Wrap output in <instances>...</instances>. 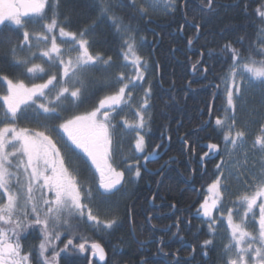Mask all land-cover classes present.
<instances>
[{"label":"snow or ice","instance_id":"6c2138e0","mask_svg":"<svg viewBox=\"0 0 264 264\" xmlns=\"http://www.w3.org/2000/svg\"><path fill=\"white\" fill-rule=\"evenodd\" d=\"M191 2L193 0H100L99 19L107 18L114 34L121 40V71L112 76L109 69L114 67L113 58H105L99 53L94 55L91 51L96 42L95 23L79 31L67 30L70 21L67 17L60 19L61 0H0V42L5 39V29L9 33L7 38L23 30L22 39L11 49L10 63L15 67H25L26 73L32 76L44 73L48 77L42 83L28 86L23 79L9 78L0 72V82L7 85L6 93L0 95V264H58L61 252L68 251L69 246L78 248L80 252L85 251L84 243L73 244L81 222L105 231L121 225L122 219L115 214L102 220L98 210L93 211L91 202L99 197L103 203V198L120 191L126 184H134L143 173L153 172L147 164L158 160L160 149L165 146L161 142L150 151L146 146V135L151 131L153 85L147 81L149 62L139 54L146 38L136 39L139 26L133 21L150 20L152 13L174 15L178 10L187 17L183 10ZM194 2L201 22L194 23L193 27L199 35L203 21L215 15L219 5L217 0ZM126 11L127 21L124 16ZM257 15L264 19V6L257 9ZM29 23L33 25L31 30ZM183 28L181 25L179 30L183 32ZM244 40V36L237 37L235 41L226 40L219 53L213 49L207 53L201 52L202 59L193 65V71L197 72V65L206 63L203 60L205 55L208 61L223 56L225 63L230 56L231 63L221 77L226 90L224 114L216 118L215 125L218 131L223 132L224 149L230 160L238 151L243 152V161L238 169L241 172L247 168L248 151L244 149V144L249 132L245 124L237 126L236 105L237 101H243L246 87L264 90V59L255 58L257 55L264 57V28L258 31L256 40L250 42L247 48L244 47ZM192 43L193 40L189 38L188 45ZM236 44L240 47H236ZM34 46L36 51L33 50ZM17 48L20 51L27 48L29 55L18 56ZM37 51L40 57L47 58L45 63L49 71L37 63L28 66L32 59L37 58ZM95 72L104 73V79L94 80L92 74ZM210 72L211 66H205L204 79ZM97 85L112 91L100 99L98 106L92 110L61 119V113L68 106L78 107L93 94L92 90ZM219 87L216 85L217 89ZM137 89H142V95L140 102L134 105ZM208 108L211 114L213 105L209 104ZM124 109L134 111V119L122 118L121 131L125 135H135L133 147L129 149L131 156L122 158L121 163H125L126 167L121 170L114 162L118 147L115 130L119 125L114 123L113 113L118 115ZM255 115L253 113V119L248 124L256 122ZM22 119L35 122L37 128L18 127ZM54 120L60 122L53 126L50 121ZM161 136H164V132ZM57 139L64 144V152L58 146ZM168 139L170 141L171 137ZM181 140L194 155L195 148L187 136L181 137ZM122 141L123 137L121 146ZM73 148L80 150L98 173V186L95 189L80 181L77 169L70 170L67 166L65 153L75 157ZM207 148L209 151L200 157L201 163L205 158L219 153L216 143H209ZM251 150L253 154H259V167L255 172L247 170L249 175L243 176L246 190L235 197L232 206L226 208V215L223 210L228 191L226 181L234 174L229 170L228 177L224 176L223 161L216 165L220 175L208 185L207 194L196 212L197 217L206 218L208 234L212 237L202 242L205 257L209 254L210 246H215L219 228L213 211L220 212L221 217L226 219L227 236L222 238L220 264H264V114L251 142ZM76 159L78 162L79 158ZM170 162L174 163V158L164 161L155 171L163 175L164 168ZM253 167H256L255 162ZM126 173L131 175L126 178ZM155 199L156 193H153L151 202ZM171 207L176 208L175 203ZM129 216L134 219V210L129 209ZM152 218L149 213L147 223L151 224ZM155 230L156 226L152 225L148 236L138 241L141 248L150 243ZM33 231L39 233L38 249L33 246V250L25 253L22 240ZM65 234L69 238L64 247L57 251L56 241ZM224 239L227 242H223ZM164 243V237H160L157 252L167 257L169 253L164 251ZM91 249L101 261L105 259L104 249L99 243L93 242ZM49 251L50 256L46 255ZM195 251L193 247V253ZM172 256L171 264H181V258L175 253ZM141 264L151 262L144 257Z\"/></svg>","mask_w":264,"mask_h":264},{"label":"trees","instance_id":"16d2710c","mask_svg":"<svg viewBox=\"0 0 264 264\" xmlns=\"http://www.w3.org/2000/svg\"><path fill=\"white\" fill-rule=\"evenodd\" d=\"M99 4L100 0H61L60 19L68 18L70 24L67 26V30L70 31H79L95 23L96 42L93 44L91 51L94 55L99 53L105 58L109 56L113 58L114 67L109 69L113 76L117 70L121 71L119 67L123 62L120 48L121 40L114 34V29L110 26V21L107 18L99 19ZM217 4L219 5L217 13L208 16L203 21V28L199 35L193 27L194 23L201 22L199 13L196 11L197 4L194 0L183 10L187 13V17L183 15L182 11L178 10L174 15L154 14L151 15L150 20L133 21L134 24L138 23L139 26L136 39L139 41L140 37L146 38L144 46L139 49V54L149 62L148 80L153 85L152 107L150 109L152 122L151 131L146 135L147 149L150 151L156 144L163 142L164 145L168 146L170 156L179 153V161L185 163V145L181 141V137L187 136L190 144L195 148L196 168H198L200 156L205 151L206 143H216V141L223 139V132L217 130L214 122L218 116L224 114L223 107L226 101L223 98V90L221 89L223 82L221 77L226 74L231 59L230 56L227 57V63H225V58L220 56L214 58L213 61H208L207 55H205L203 60L206 63L197 65L199 72L193 71V65L202 59L201 52L207 53L209 49H213L216 53H219L226 40L235 41L237 37L244 36V47L247 48L250 42L256 40L258 31L264 28L263 19L257 15V9L264 6V0H217ZM124 16L127 21V11ZM181 25L184 26L183 32L179 30ZM225 29L228 30L225 31ZM8 36V30L5 29V39L0 42V72L9 76V78H19L23 79L25 83H33L34 78L26 73L25 68L15 67L10 63L12 58L11 49L18 45L19 39H22V29L18 33H12L10 38H7ZM189 38L193 40L191 50L188 49ZM235 46L240 47L239 44ZM255 47H258V45H255ZM173 49L176 50L173 51ZM19 51L17 48V53ZM255 58L257 60L264 59L260 55ZM157 65H159V68H157ZM205 66H211V72L208 73L207 79H204L203 76ZM193 73L196 75H192ZM102 76L105 77V74L103 75L101 72L92 74L94 80H101L104 78ZM206 84L209 86L202 87ZM216 85H220L219 92H216L219 90ZM92 91L93 94L89 95L78 107H71L62 112L61 119L92 110L98 105L100 99L111 93L112 89L98 85ZM5 93L6 85L0 82V95ZM253 93L254 97H247L244 100L246 104L245 107H242L244 111L237 115L238 122L252 120L253 113L256 114V122L261 120L262 114H264V90L255 88ZM209 104L213 105L211 114L209 113ZM59 122V120L50 121L53 126ZM162 132H164L163 137L161 136ZM251 134L249 136H255L256 132L253 133V130H251ZM169 136L171 137L170 141ZM192 156L190 148L188 151L189 159ZM71 158L69 157L70 165L73 166V169L78 170L81 179L85 181L88 175L87 172H84V162L78 155L75 156V161H77L76 158H79L77 163L72 161ZM152 163L154 166L151 164L148 168L155 169L156 162ZM148 164L150 165V163ZM185 167H182V169ZM214 176L215 174H212L209 180H212ZM137 184L144 185V178L138 180ZM179 188H181V185L175 183L165 186L164 192L168 199L172 202H187L190 200L191 197L187 191L183 192L180 197L178 196ZM144 191L143 189L142 191L138 190L136 196H131L128 200L123 201L121 216H126V209L135 199H144L141 195V192ZM65 237L67 238L60 247L69 238L67 234H65ZM139 240L141 239L135 241L130 237L129 228L123 223L118 229L105 231L97 230L95 226L81 222L73 243L77 245L84 243L85 251L91 250L90 246L93 242L99 243L107 253V260L104 264H141L142 258L145 257L143 252L146 248H141L138 245ZM38 244V231L26 234L25 239L22 240L23 251L27 253L33 250V246L38 249ZM153 246L149 245L148 247ZM69 249L74 248L69 246ZM74 251L77 254L79 249L75 248ZM66 254V252L61 253V256L58 257V264H98L95 261L85 260L86 256H81L79 253L85 259L81 257L70 258Z\"/></svg>","mask_w":264,"mask_h":264},{"label":"flooded vegetation","instance_id":"af4514ba","mask_svg":"<svg viewBox=\"0 0 264 264\" xmlns=\"http://www.w3.org/2000/svg\"><path fill=\"white\" fill-rule=\"evenodd\" d=\"M219 91L220 89L216 92ZM224 99L226 101V98ZM247 122L248 121H241L238 122V124H245L248 132L250 129H252L253 133H255L259 127V125L256 124L257 122L252 124H248ZM253 139L254 136L248 135L244 144V149L248 151L247 163L249 165L252 163V160H259V154H253L251 150V142ZM208 144L209 143H206L204 152L208 151ZM216 144L219 148V153L217 156L215 158L213 156L205 158L203 163H201L199 160L198 168L195 167L194 155L191 159L188 157V151L190 148H185V163H183L179 161V153L170 156L168 153V146L165 144V147H163L160 151L161 155L159 159L155 161L156 168L153 169L154 171L143 173L142 177L139 179L141 180L144 178V185H138V181L134 184H126L120 189V191L103 198L105 201L103 208L105 209L106 213L103 214L102 217L100 216L101 219L103 220L111 218L113 214L118 215L122 219V223L128 226L130 237L135 241H137L139 238L145 239L151 231L152 225H155L156 230L153 232L152 239L150 243L145 246L146 249L143 252L145 254L144 256L151 262V264H171V261L173 260V253H175L178 258H181V264H188V261H191V264H220L222 238L227 236L226 219L221 217L220 212L215 210L213 211V215L218 219L219 228L218 233L215 236V246H210L208 250L209 254L207 257H205L203 256L205 249L202 247V242L203 240L210 239L212 237L208 234L206 218L197 217L196 215L197 209L199 208L200 203L203 201L204 195L207 194L206 190L208 185L211 184L213 180H215L217 175H220V173L216 170V165L222 161L224 164L227 160L225 156L226 154L223 139L216 141ZM76 152L83 160V153L80 152V150H77ZM238 153L243 158V152L238 151ZM170 157L174 158L175 162H170V164L164 168L163 175H161L159 172H156L155 170L158 169L160 165L164 163V161L169 160ZM85 158L84 160H87ZM84 160L83 162L86 163ZM151 164L154 166V164L151 162L150 165L147 164V167L151 166ZM85 166L84 172H87L86 169L88 166ZM89 166H91V170L94 169L92 165ZM182 167L185 168L182 169ZM215 171L216 175L212 180H209ZM255 171L256 169L253 172ZM246 172L247 169L240 173L241 175L239 176V180L234 176L233 178H228L226 181L228 191L223 202L225 206L223 209L225 215L226 208L232 206L231 202L235 199V197L246 190V186L243 183V176L248 175ZM129 175L131 174L126 173V178ZM170 183H175L176 185L180 184L181 188H179L178 196L180 197L183 192L187 191L188 195L191 197L190 200L187 202L170 201L164 192V187L169 186ZM142 189L145 190L143 193L141 192V195H143L144 199H135L132 204H129L128 209H126V216H121L123 201L128 200L131 196H136L137 191H142ZM153 193H156V199L154 202H151ZM173 203H175L176 208L171 207ZM129 209L134 210V219L130 218ZM258 211L259 210L257 208V215ZM149 213H151L153 216L151 224L147 223V216ZM177 223L179 224V227H177ZM168 226L171 227L169 228ZM119 227L115 229H118ZM160 237H164L165 243L162 245V247L165 252L169 253L167 257H164L162 254L157 252V241ZM223 242H227L226 239H224ZM149 245L154 246L148 247ZM193 247L196 248L194 253ZM190 254L194 256V259H192Z\"/></svg>","mask_w":264,"mask_h":264},{"label":"rangeland","instance_id":"374dc122","mask_svg":"<svg viewBox=\"0 0 264 264\" xmlns=\"http://www.w3.org/2000/svg\"><path fill=\"white\" fill-rule=\"evenodd\" d=\"M154 14H156V15H159V14H162V13H152V14H150V15H154ZM28 27H29V29L31 30L32 28H33V25L31 24V23H29L28 24ZM23 31V30H22ZM57 35H58V30H57ZM41 47H43V45H41ZM188 49L189 50H191V46H188ZM33 50L34 51H36V48H35V46L33 47ZM17 55L18 56H20V57H27L28 55H29V53H28V50H27V48H25L23 51H19L18 53H17ZM46 59L47 58H42V57H40L39 56V52L37 51V58H35V59H32L31 61H30V63H29V65L28 66H31V63H37V64H41V66L42 67H45V69H46V71H49V66H48V64L47 63H45V61H46ZM146 59V58H145ZM147 60V59H146ZM23 68H25V67H23ZM123 71H125V72H128V71H130V69H123ZM119 71L117 70L115 73H114V75L113 76H115L117 73H118ZM197 72H199V70L197 71ZM102 73V72H101ZM148 74H149V72L147 73V81H149L148 80ZM195 74V73H194ZM29 76H31L32 78H34V81H33V83H42L44 80H46L48 77H47V75H45L44 73H36L35 74V76H32L31 74H28ZM103 75H104V73H103ZM195 76V75H194ZM102 77H104V76H102ZM104 79V78H103ZM103 79H101V80H97V79H95V80H97V81H102ZM237 79L239 80L240 79V77H237ZM38 80V81H37ZM147 81L145 82V87L147 86ZM28 86H31V84L30 83H26ZM5 85H6V83H5ZM98 86V85H97ZM221 89L223 90L222 92H223V96H224V98H226V90H225V84H224V81L222 82V84H221ZM6 90H7V85H6ZM253 90L254 89H251V88H245V93H244V97H243V101H237V105H236V115H238L239 113H241L242 111H244L243 110V106L245 107V99L247 98V97H254L253 95H254V93H253ZM257 91V90H256ZM52 94H54V92L52 93ZM141 95H142V89H137L136 90V92H135V98H134V105L135 104H137L138 102H140V97H141ZM263 103V102H262ZM1 104H2V101H1ZM263 105H264V103H263ZM98 106V105H97ZM71 108V106H68V108L67 109H70ZM248 109V108H247ZM113 115H114V117H115V119H114V123H117L119 126L116 128V130H115V136H116V142H117V150H116V155H115V157H114V162H115V164L118 166V168L119 169H123V168H125L126 167V164L125 163H121V160H122V158L124 157V156H131V153L129 152V149L130 148H132L133 147V143H134V133H129V134H127V135H125V134H123L122 133V131H121V129H122V126H123V119L122 118H127V119H129V120H131V119H134V111L133 112H129V110L128 109H124L122 112H120L118 115L117 114H115V113H113ZM248 120V119H247ZM257 120H260V119H257ZM20 122V123H19ZM18 122V127H26V128H37V124L35 123V122H33V121H30V120H24V119H22V120H20ZM260 122V121H259ZM259 122H255L256 124H258L259 125ZM21 124V125H20ZM32 126V127H31ZM251 130L252 129H250L249 130V132H250V134L249 135H252L251 134ZM54 135V138H55V134H53ZM121 137H123V141H122V146H121ZM65 139V141H66V137L64 138ZM57 144H58V146L61 148V150H62V152H64L65 151V149H64V144L63 143H61L60 142V140H58L57 139ZM73 150H74V152H75V156H77L78 155V153L76 152L77 150L76 149H74L73 148ZM66 154V156L68 157V164H67V166L70 168V170L71 169H73V166L72 165H70V163H69V157H72L71 159H72V161H75V157H73V156H71V154H68V153H65ZM226 154V153H225ZM226 156V161H225V163L223 164V167H224V169H225V171H224V174H225V176L226 177H228V172H229V170H231L232 172H233V176L232 177H230V178H233L234 176H235V178H237V177H239L241 174V171H238V169H239V165L242 163V161H243V158L239 155V153L237 152V154H235L233 157H232V159L230 160L229 159V156L226 154L225 155ZM83 157V160H84V158H85V156H82ZM81 158V157H80ZM85 159H87V158H85ZM81 160H82V158H81ZM85 161V160H84ZM88 161V160H87ZM259 160H252V163L249 165L248 163H247V170H251L252 172L256 169V168H258L259 167V162H258ZM76 163H77V161H75ZM83 162V161H82ZM89 163H87L88 165H91V163H90V161H88ZM254 162H255V165H256V167H253V164H254ZM86 163H84L85 165H86ZM87 166V165H86ZM245 169V170H246ZM87 175H88V177H87V179L85 180V181H83L82 179H81V177H80V174H79V172H78V178L80 179V181L83 183V184H85L86 186L87 185H91L92 187H93V189H95L97 186H98V184H97V182H98V178H99V175H98V173H96L95 172V169H93V170H91V166H88L87 167ZM130 174V173H129ZM215 175H216V171H215V173H214ZM246 174H248L249 175V172L247 171L246 172ZM238 180H239V178H237ZM85 202H87V201H85ZM104 204H105V201L103 202V203H101L100 202V198L99 197H97V199L96 200H94V201H92L91 202V206L93 207V211L94 212H96L97 210H98V214L102 217V215L103 214H105L106 212H105V209L103 208V206H104ZM63 236H64V238H63ZM67 237H65V235H62L61 236V239L60 240H58V241H56V246H57V248H56V250L57 251H59V249L60 248H63L64 247V244L60 247V245L63 243V241L66 239ZM74 240V239H73ZM73 244H75V243H73ZM75 245H77V244H75ZM76 249H78V248H76ZM62 253V252H61ZM66 255H67V257H70V258H79V257H81V256H86V259L85 258H82V259H85V260H90V254L92 253V251L91 250H89V251H84V252H78L77 254H76V251H74V249H69L68 251H66ZM46 255H48V256H50L51 255V251H49L48 253H46ZM107 260V259H106Z\"/></svg>","mask_w":264,"mask_h":264},{"label":"water","instance_id":"95a60500","mask_svg":"<svg viewBox=\"0 0 264 264\" xmlns=\"http://www.w3.org/2000/svg\"><path fill=\"white\" fill-rule=\"evenodd\" d=\"M192 75H194V74H192ZM208 149V148H207ZM208 151H209V149H208ZM217 156V154H215L213 157L215 158ZM90 248H91V246H90ZM92 250V249H91ZM105 252V251H104ZM60 256H61V254H60ZM90 259H91V261L92 260H94V261H97L99 264H104L105 262H106V254H105V259L103 260V261H101L100 259H99V255L97 254V255H93V251H92V253L90 254Z\"/></svg>","mask_w":264,"mask_h":264}]
</instances>
